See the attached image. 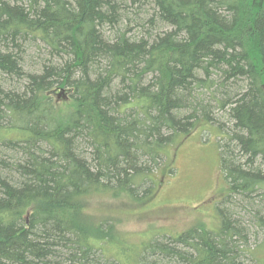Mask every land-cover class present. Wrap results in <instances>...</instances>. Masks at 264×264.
Masks as SVG:
<instances>
[{
	"label": "trees",
	"instance_id": "obj_1",
	"mask_svg": "<svg viewBox=\"0 0 264 264\" xmlns=\"http://www.w3.org/2000/svg\"><path fill=\"white\" fill-rule=\"evenodd\" d=\"M216 109L217 229L135 248L89 212L153 197ZM0 264H264V0H0Z\"/></svg>",
	"mask_w": 264,
	"mask_h": 264
},
{
	"label": "rangeland",
	"instance_id": "obj_2",
	"mask_svg": "<svg viewBox=\"0 0 264 264\" xmlns=\"http://www.w3.org/2000/svg\"><path fill=\"white\" fill-rule=\"evenodd\" d=\"M40 52L28 51L26 64H32L37 59L34 55L39 56ZM214 114V119L224 124L223 132L214 125L201 122L190 135L177 137L174 144L165 149L172 169L171 173L160 170L155 176L157 187L153 197L140 204L128 199L98 198L92 202L89 212L95 213L98 219L109 216L114 230L135 248L142 241L162 237L161 234L174 235L199 225L217 229L216 206L227 194L217 141L226 137L225 122L227 125L230 122L219 109ZM248 228L252 236L247 243L241 242L240 249L260 248L262 235L254 238V229Z\"/></svg>",
	"mask_w": 264,
	"mask_h": 264
}]
</instances>
